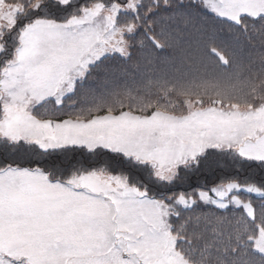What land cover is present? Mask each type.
<instances>
[{
	"label": "snow or ice",
	"instance_id": "snow-or-ice-1",
	"mask_svg": "<svg viewBox=\"0 0 264 264\" xmlns=\"http://www.w3.org/2000/svg\"><path fill=\"white\" fill-rule=\"evenodd\" d=\"M0 264H264V0H0Z\"/></svg>",
	"mask_w": 264,
	"mask_h": 264
},
{
	"label": "trees",
	"instance_id": "trees-1",
	"mask_svg": "<svg viewBox=\"0 0 264 264\" xmlns=\"http://www.w3.org/2000/svg\"><path fill=\"white\" fill-rule=\"evenodd\" d=\"M200 74L202 75L203 72L201 71ZM246 75V72L242 73V76L246 77ZM226 174H231L234 178L238 179L241 183H243L247 177L254 176L256 173L255 170L240 169L239 174L237 175L235 169H217L214 161L212 159H209V161H207L205 165L202 166V169L199 173L190 175L184 182H178L177 187L182 188L185 191H188L187 189L191 191L192 189H198L206 185L211 186L214 182L223 178ZM253 203L257 206V215H259L260 201L258 199L253 198ZM233 215H239V213L235 210L225 213L226 217H231Z\"/></svg>",
	"mask_w": 264,
	"mask_h": 264
},
{
	"label": "rangeland",
	"instance_id": "rangeland-1",
	"mask_svg": "<svg viewBox=\"0 0 264 264\" xmlns=\"http://www.w3.org/2000/svg\"><path fill=\"white\" fill-rule=\"evenodd\" d=\"M245 77L244 76H241V80H243ZM238 87H242V85H238ZM189 193H191L192 191H195L197 190L196 188L195 189H192L191 191L189 189H187Z\"/></svg>",
	"mask_w": 264,
	"mask_h": 264
}]
</instances>
